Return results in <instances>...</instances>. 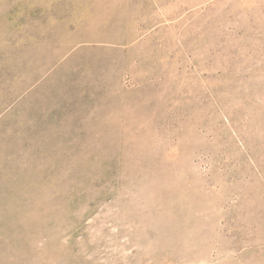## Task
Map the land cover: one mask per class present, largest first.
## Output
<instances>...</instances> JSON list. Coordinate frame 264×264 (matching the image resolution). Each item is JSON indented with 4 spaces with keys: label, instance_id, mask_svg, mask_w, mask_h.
Instances as JSON below:
<instances>
[{
    "label": "rangeland",
    "instance_id": "obj_1",
    "mask_svg": "<svg viewBox=\"0 0 264 264\" xmlns=\"http://www.w3.org/2000/svg\"><path fill=\"white\" fill-rule=\"evenodd\" d=\"M0 264H264V0H0Z\"/></svg>",
    "mask_w": 264,
    "mask_h": 264
}]
</instances>
